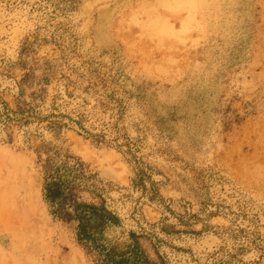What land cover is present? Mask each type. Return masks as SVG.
<instances>
[{"label":"rangeland","instance_id":"obj_1","mask_svg":"<svg viewBox=\"0 0 264 264\" xmlns=\"http://www.w3.org/2000/svg\"><path fill=\"white\" fill-rule=\"evenodd\" d=\"M157 264H264V0H0V264H98L63 167Z\"/></svg>","mask_w":264,"mask_h":264},{"label":"trees","instance_id":"obj_2","mask_svg":"<svg viewBox=\"0 0 264 264\" xmlns=\"http://www.w3.org/2000/svg\"><path fill=\"white\" fill-rule=\"evenodd\" d=\"M85 163L77 159V167L69 178L63 173V167L56 166L45 171L43 176V199L49 213L62 221H76L75 236L77 242L88 252L98 254V264H157L145 253L137 241L129 244L121 253L111 251L101 242V230L93 232L88 228L91 216L116 223L117 217L103 205H96L80 199L81 185L75 178L83 174Z\"/></svg>","mask_w":264,"mask_h":264}]
</instances>
